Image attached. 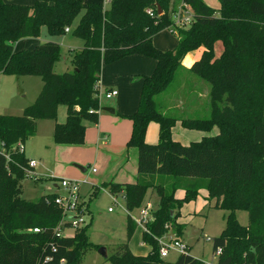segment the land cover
I'll use <instances>...</instances> for the list:
<instances>
[{
  "label": "trees",
  "instance_id": "1",
  "mask_svg": "<svg viewBox=\"0 0 264 264\" xmlns=\"http://www.w3.org/2000/svg\"><path fill=\"white\" fill-rule=\"evenodd\" d=\"M173 1L111 0L107 5H85L84 0H37L27 5L0 0V73L37 76L43 82L36 101L22 115L0 114V264H82L88 251L100 248L89 239L91 222L75 229L72 236L58 235L64 209L56 202L57 194L35 201L23 198L21 181L28 176L30 159L20 148L34 137L38 120L57 121L61 105L67 108V119L56 122L54 142L84 144L86 129L98 123L102 109L97 94L103 65L131 55L156 63L143 76L137 110L117 113L132 121L127 147L138 151V175L134 183L103 185L125 198L129 234L136 225L130 212L149 190L157 194L159 203L143 233L151 247L149 255H135L123 243L106 259L111 264H205L190 255L189 248L175 262L165 261L158 238L167 222L177 239L184 231L185 225L176 222L183 201L176 192L183 189L184 200L189 201L206 189L209 198L216 199V207L229 211L225 229L213 239L214 252L221 249L217 264H264V0H221L218 16L204 0H182L192 13V22L183 27L175 23L179 10ZM83 10L74 29L83 48L74 54L73 70L54 71L61 57L57 42L15 49L17 40L38 37L42 26L52 35L65 34ZM170 27L176 29L178 43L162 51L153 38ZM218 41L223 45L220 56L214 50ZM200 49L184 85L188 80L198 84L193 75L210 84V112L184 117L162 98L185 57ZM152 122L159 126L156 144L145 140ZM178 122L202 132L217 126L218 133L184 145L172 137ZM84 204L88 212L89 202ZM240 209L248 212L247 225L235 217Z\"/></svg>",
  "mask_w": 264,
  "mask_h": 264
},
{
  "label": "rangeland",
  "instance_id": "2",
  "mask_svg": "<svg viewBox=\"0 0 264 264\" xmlns=\"http://www.w3.org/2000/svg\"><path fill=\"white\" fill-rule=\"evenodd\" d=\"M9 3L33 5L37 0H3ZM175 6L179 11L186 10L185 6L179 4ZM90 2L105 3V0H84V4ZM215 10V15H219L221 8V0H206L204 1ZM105 5V4H104ZM186 15L191 14V10L187 9ZM84 10L74 21L72 27L68 28L63 35L50 34L46 26L40 28L38 37H28L17 40L14 43L16 50L31 49L43 42H57L61 45V57L56 62L54 71L56 73H64L73 70L72 59L74 54L83 48V41L75 36L74 29L78 24ZM178 43V36L174 35L169 28H164L154 36V45L162 51L172 50ZM215 55L220 56L223 51V45L220 41L215 44ZM138 55L132 56L129 60L120 59L114 63L106 64L102 69L103 86L117 90L120 95L111 99L101 98L103 106L121 107L119 112L134 113L137 110L139 98L141 95L143 76L150 72L151 59ZM137 59V60H134ZM142 59V60H139ZM191 58L188 56L183 60V63H190ZM127 65L128 67H122ZM138 68V69H137ZM129 69H132L129 70ZM186 66L176 72V79L170 85L169 89L163 94L162 101L167 106H177L179 114L184 117L192 116H208L210 112L209 91L210 84L202 79L193 77L198 80V84H194L191 80L187 81L188 77L192 76L188 73ZM150 74V73H149ZM111 77L108 79L107 77ZM115 77L117 82H113ZM121 79L124 81L120 83ZM127 81L128 84L125 82ZM189 83H193V86ZM43 87V82L37 76H14L0 73V114L6 115H22L24 109L33 104L39 96ZM192 88V89H191ZM191 89V90H190ZM181 107V109L179 108ZM100 112L105 113L104 110ZM207 112V113H206ZM67 119V108L61 105L58 109L57 121L53 120H38L37 130L34 137L26 140L25 154L28 158L38 161L35 175L27 176L21 181V189L23 198L35 201L45 194H58L60 196L69 197L68 191L58 183L54 186V182L46 175V170H55L56 164L62 167H69L75 170L80 175L79 199L89 202V209L85 219L91 222L89 228V239L92 243L105 247L108 257L115 253L118 245L128 243L131 252L139 256H147L151 252L149 244L144 242V229L137 221L141 219L143 209L150 203L153 211L157 209L159 198L157 194L148 191L140 206L134 208L130 215L136 225L131 234L128 232V210L126 208L125 198L122 195L115 196L110 192L106 183H132L135 182L137 176V155L136 151L129 150L128 158L125 159L123 154L116 151L106 152L103 147L100 153H94L85 163L80 164L86 169L82 172L73 160V156L68 151L69 148H75V145L64 148L59 147L53 140L54 128L57 123H64ZM85 125H90L88 121ZM92 126V125H91ZM91 126L89 128H91ZM218 133V128L215 126L210 132H202L199 130H190L184 128L179 122L172 129V137L175 141L187 145L193 141L201 140L204 136H213ZM159 126L152 122L149 124L146 133V142L156 144L159 141ZM85 143V142H84ZM72 146V147H71ZM75 146V147H74ZM101 146V145H100ZM105 150V151H104ZM134 151V152H133ZM127 152V149L125 153ZM132 167V168H131ZM96 168V172L92 169ZM45 171V172H43ZM56 171V170H55ZM58 172V171H57ZM108 173H111L114 179H103ZM49 174V173H48ZM109 175V174H108ZM61 177V176H59ZM133 179V180H132ZM132 180V181H131ZM185 192L179 189L176 192V198L182 199V205L177 208L176 222L184 224V231L179 237V241L185 243L189 248V254L196 259L201 260L205 264H217L218 255L213 249V239L222 234L226 227V220L229 211L216 207V199H210L206 189H201L194 200L185 201ZM72 216L68 214L67 218ZM235 217L241 225L249 223V215L247 210L240 209L235 211ZM164 237H176L172 223L165 224ZM64 236L74 234V228H66L63 232ZM173 242V241H172ZM180 255V252L170 250L169 255L165 258L167 262H175ZM103 257L98 250H90L83 258L82 264H111L110 261Z\"/></svg>",
  "mask_w": 264,
  "mask_h": 264
},
{
  "label": "crops",
  "instance_id": "3",
  "mask_svg": "<svg viewBox=\"0 0 264 264\" xmlns=\"http://www.w3.org/2000/svg\"><path fill=\"white\" fill-rule=\"evenodd\" d=\"M204 1H206V0H204ZM179 4L182 5V0L179 1ZM173 5L174 6L178 5L177 0L173 1ZM153 43H154V38H153ZM200 54H201V49L200 50H196L194 52H191L190 54H188L186 56V57L189 56L191 58L190 63L186 64L184 62L182 65H184L187 68H189L190 65L195 60H197L199 58ZM132 56H135V55L127 56V57H125L123 59L124 60H129V58L132 57ZM138 56H139L138 58H142V57L144 58L145 57V56H142V55H138ZM146 58H148V57H146ZM149 59H151V58H149ZM134 60H137V59H134ZM139 60H142V59H139ZM151 60L153 61V62L150 63L151 69H150V72H146L147 74H149V73H151L153 71V69L155 67V64H156L153 59H151ZM125 66L128 67L127 65H124L122 67H125ZM103 67H102V69H103ZM129 70L132 71V69H129ZM102 74H103V72L101 73V80L99 82L101 89H102V86H103ZM107 78L110 79L111 77L108 76ZM115 79L116 78L113 77L112 81L113 82H117V80H115ZM123 81L124 80L121 79L120 83H122ZM125 82L128 84L127 81H125ZM105 90H112V88H105ZM119 95H120V93L118 92L117 96H115V97H118ZM118 104H119V102L117 103V107L114 108V111H115L114 113L107 112V111H105V113H103V112L99 113L98 123L92 125L91 128L88 127L86 129L85 143L84 144L75 145L76 146V147L74 146L75 148H69L68 149L70 154L73 156V160L72 161H75L76 163H79L77 165H79V167H81L80 169H81L82 172H86V169L84 167H82L80 164L85 163V161L90 158L91 154L94 153V148L95 147H96V153H98V154L100 153V150L103 147V149H105L106 152H108L107 150H109V151H113V150L116 151L117 150L118 152L123 154V157L125 159L128 158L127 154H129V150H133L134 149L136 151L137 163H138V151H137V149L134 148V147H130V148L127 147V143L129 141V138H130L131 132H132V121L129 120V119L123 118V117H121V116H119L117 114V113L129 114L131 112H126V113L119 112L118 109L121 106L120 105L118 106ZM101 105H102V103H101ZM103 107H106V106L102 105V108ZM67 146H64V147H67ZM59 147L64 148L62 145H60ZM126 149H127V152L125 153ZM24 153H25V147H24ZM29 159H31V158H29ZM137 163H136V168H137ZM36 168H37V166L34 168V170H33L34 172H35ZM82 169H85V170H82ZM55 170L47 169L46 171L49 174L46 173V175H45V176H47V178L49 177L54 182V186L55 187L58 186L59 179L68 178V179H76L77 180V179L80 178V175L78 174L77 171L72 170V169H70L67 166L60 168L59 165L56 164ZM43 172H45V171H43ZM108 174L103 179L109 178V179L113 180L114 177L112 176V174L111 173H108ZM137 175H138V170H137ZM59 176H61V177H59ZM135 179H137V176H136ZM135 182H136V180H135ZM103 183H106V182L103 181ZM114 183H116V182H114ZM132 183H134V182H132ZM122 184H124V183H122Z\"/></svg>",
  "mask_w": 264,
  "mask_h": 264
},
{
  "label": "built area",
  "instance_id": "4",
  "mask_svg": "<svg viewBox=\"0 0 264 264\" xmlns=\"http://www.w3.org/2000/svg\"><path fill=\"white\" fill-rule=\"evenodd\" d=\"M111 0H105V5L109 4ZM187 10V9H186ZM186 10L181 9L180 11L175 13V23L177 26L183 27L188 26L192 22V13L187 14L185 12ZM151 15L153 14L152 11H148ZM171 32L174 34L176 33V29L174 27L169 28ZM68 28H66V31ZM118 91L117 90H101L100 84L98 85V98L101 101V98L104 97L106 99H111L115 96H117ZM21 150L24 151V146H21ZM38 161L36 159H30L28 163V176L35 175L34 168L37 166ZM92 172H96V169L93 168ZM36 176V175H35ZM57 182V181H56ZM59 184H61L64 189L68 191L69 197L60 196L57 194L56 202L60 207L64 209V216L63 219L60 222V225L57 227V233L58 235H63V231L66 228H80L84 226L87 223V220L85 219L87 210L85 209V200L79 199V180L76 179H68V178H62L58 181ZM71 213L72 216L70 218H67L68 214ZM153 221V209L148 203L146 207L143 209L141 214V219L137 221V223L143 227L144 231H148V225ZM68 225L67 227L65 225ZM34 232H39L38 228L33 229ZM64 236V235H63ZM72 236V235H71ZM173 241V242H172ZM158 243L160 245L159 253L162 258H166L169 255L170 250H175L177 252L185 253L188 249V246L180 242L179 239L176 237H168L165 238L164 236H161L158 238ZM217 255L221 253V249L217 250Z\"/></svg>",
  "mask_w": 264,
  "mask_h": 264
},
{
  "label": "water",
  "instance_id": "5",
  "mask_svg": "<svg viewBox=\"0 0 264 264\" xmlns=\"http://www.w3.org/2000/svg\"><path fill=\"white\" fill-rule=\"evenodd\" d=\"M158 12L162 13V9H161L160 5H158ZM102 110L107 111V112H111V113L115 112L114 108L109 107V106L103 107ZM77 166L79 167V165H77ZM79 168H81V167H79ZM82 170H85V169H82ZM98 251L103 257H108L107 250L105 247H100L98 249Z\"/></svg>",
  "mask_w": 264,
  "mask_h": 264
}]
</instances>
